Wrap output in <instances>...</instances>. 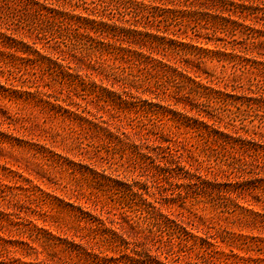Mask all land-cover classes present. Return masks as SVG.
<instances>
[{
    "label": "rangeland",
    "instance_id": "obj_1",
    "mask_svg": "<svg viewBox=\"0 0 264 264\" xmlns=\"http://www.w3.org/2000/svg\"><path fill=\"white\" fill-rule=\"evenodd\" d=\"M31 1L16 3L10 14L0 0V33L19 42L18 52L9 42L0 45V264H264V166L256 162L262 157L244 154L245 172L227 178L230 155L223 158L167 113L182 112V103L169 107L167 100L203 102L196 96L163 99L141 87L145 92L128 98L129 110L104 101L105 86L127 97L99 70L108 61L98 55L97 40L75 41L74 30L76 16L109 10L111 0ZM45 7L64 17L45 21ZM204 33L195 38L203 48L216 50V39L229 40ZM85 54L91 58L81 61ZM201 66L215 77L214 87L230 79L225 61L204 59ZM61 69L78 76L73 80ZM257 76L264 79V71ZM237 114L236 127L251 130L263 120L257 112ZM140 121L156 125L154 131L181 154L177 141L184 143L197 160L188 158L184 167L169 169L171 176L156 177L155 143L141 137ZM117 136L127 143L117 144ZM221 169L228 173L219 174ZM212 172H218L220 189L206 187L205 179L214 183ZM146 209L168 214L180 229L149 232Z\"/></svg>",
    "mask_w": 264,
    "mask_h": 264
},
{
    "label": "trees",
    "instance_id": "obj_2",
    "mask_svg": "<svg viewBox=\"0 0 264 264\" xmlns=\"http://www.w3.org/2000/svg\"><path fill=\"white\" fill-rule=\"evenodd\" d=\"M1 2H7V10L14 14L16 3L19 5L22 0ZM25 2L32 3L31 0ZM46 7L48 13L44 15L45 21L51 19L53 24L55 14L57 19L64 17L62 10L56 13V9L48 10ZM107 8L89 11L86 17L76 16L74 30L75 41L87 39L96 43L97 40L99 50L93 46L94 51L98 50V55L108 61L99 70L103 71L107 80L112 81V89L114 85L120 87V91L127 97L123 99L121 94L115 93V89L109 90L105 86L102 87L104 101L109 102L114 109L125 104V109L129 110L131 106L128 105V98H135L134 94L145 92L141 87H149V94L162 95L163 99L168 96L173 98L172 95L179 93H183L181 97L188 99L190 97L184 96L185 93L196 96V99H202L203 102L187 105L184 101H171L170 104L167 100L169 107L182 103V112L170 110L171 108L167 110L172 115L170 120L176 125L184 124L192 132L205 138V141L215 147L211 150L221 153L223 158L230 155L228 160L232 167L227 178L233 172H245L248 165L245 155L261 156V162H256L264 166V79L257 76V73L264 71V61L260 60L264 58V50H260V45L264 43L259 41L264 36V0H111V8ZM203 31L205 36L207 32L213 35L220 33L229 40L216 39L221 42L216 50L203 48L196 41L202 36L198 33ZM189 32L194 38L189 36ZM7 42L18 52L16 46L19 42L16 38L0 33V45ZM81 44L83 43H79V48ZM69 52V56L73 57V49ZM87 56L89 55H82L81 61ZM204 59L230 64L232 73L229 81L223 79L215 82H221V89L211 85L212 78L215 77L202 68ZM125 63L131 64L135 72L125 71ZM52 64L49 60V69ZM88 65L91 67L90 63ZM64 72L73 80L78 76L76 71L68 73L63 70ZM203 79L207 81L203 82ZM115 96L119 97V101ZM243 111L261 113L263 120L251 130L243 126L236 127L234 122L239 117L237 113ZM189 112L193 114L189 115ZM249 122L252 123L253 120ZM155 127L156 125L148 128L144 121H140L138 132L143 139L150 137L155 143L153 174L156 177L171 176L169 169L178 165L184 167L189 162L188 158L197 160L193 151L177 141L185 154L179 153L177 147H172L164 135L154 131ZM125 140L120 136L115 138L119 145L127 143ZM213 151L209 155L214 156ZM176 152L179 154L178 159L175 157ZM197 165L208 168L203 167V162L200 161H197ZM192 172L194 174L191 176L199 179L203 176L200 171L196 174ZM218 172L228 173V169ZM218 172L210 173L214 183L205 179L207 188L220 189L223 186V183L217 181ZM204 175L207 178L209 176L206 173ZM173 176L180 177L175 174ZM181 190L179 197L184 198ZM110 192L114 193L112 190ZM146 210L145 220L149 221L151 217L149 232L163 227L172 231L180 229L181 226L171 220L168 214H163L158 209Z\"/></svg>",
    "mask_w": 264,
    "mask_h": 264
}]
</instances>
